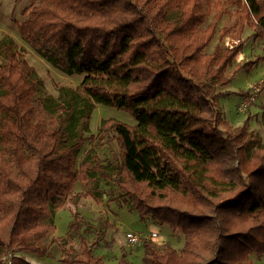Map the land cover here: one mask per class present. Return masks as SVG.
Returning <instances> with one entry per match:
<instances>
[{
	"label": "trees",
	"instance_id": "obj_1",
	"mask_svg": "<svg viewBox=\"0 0 264 264\" xmlns=\"http://www.w3.org/2000/svg\"><path fill=\"white\" fill-rule=\"evenodd\" d=\"M23 15L17 32L37 53L68 75L87 74L79 108L61 98L42 111L34 67L12 38L0 41V264H31L15 252L46 253L48 218L66 198L77 204L75 183L91 171L113 181L141 219L183 235L180 249L141 240L149 264H252L251 254L264 255V139L249 128L252 115L233 127L217 99L256 61L228 71L246 28L264 37V0H30ZM224 15L232 22L217 29ZM227 36L236 43L224 45ZM95 105L135 122L102 120L89 139L110 135L116 159L103 164L91 148L76 166ZM52 240L63 264H102L95 239L79 235L78 249ZM117 264L133 263L121 250Z\"/></svg>",
	"mask_w": 264,
	"mask_h": 264
},
{
	"label": "rangeland",
	"instance_id": "obj_2",
	"mask_svg": "<svg viewBox=\"0 0 264 264\" xmlns=\"http://www.w3.org/2000/svg\"><path fill=\"white\" fill-rule=\"evenodd\" d=\"M30 0H0V41L12 38L16 46L25 54L29 64L34 67L35 76L38 80L39 96L42 100V111H47L51 106L61 100L74 98L75 108H79L76 100L78 87L85 72L80 74L68 75L62 70L53 66L44 57L37 53L33 47L23 40L18 32L16 25L23 18V9L28 6ZM231 13L235 7H229ZM175 13L169 14V19L175 18ZM233 18L230 15H224L218 22V28L231 24ZM212 21L210 15L206 23ZM252 31L246 28L242 34V38L259 42L264 46V37L252 38ZM217 35L212 43L206 48L210 52L217 43ZM224 45L235 44L236 41L230 37H225L222 41ZM251 42L243 44L242 49L235 59L236 64L232 62L229 72L236 69L244 62L253 60L249 68L238 69L234 72L227 91L222 89V93L218 96V103L223 111L224 118L233 127L240 125L248 115H252L249 122V128L252 133L260 135V139H264V49L256 46L250 48ZM239 58H241L239 60ZM92 76H101L100 73H90ZM259 86V92L252 104L245 106L243 110L239 109L242 97L247 96L248 92L254 87ZM79 99V98H78ZM77 102V103H76ZM115 118L127 124H134L133 117L126 111L114 107L103 105H95L91 113L89 121V130L84 134L87 140L83 144L81 150L77 154L76 166L86 155V152L93 148L94 153L98 156L103 164H111L118 155V147L115 140L109 135L108 139L101 142L96 138L89 139L90 135L96 136L99 132V126L102 120L106 118ZM68 132H73L70 128ZM251 146H248V153ZM91 162V161H90ZM88 174L89 179L77 181L73 189L74 193L82 192L83 196L79 198L76 205H73L68 198L64 199L63 207L53 213L48 221L55 225L53 235L45 238L42 242L47 251L43 255L34 253L15 252L25 261L31 264H63L62 254L59 243L52 240L53 237H62L60 243L67 247L79 248V235H84L89 240H97L98 244L95 253L99 254L102 264H117L121 250L127 254V258L133 264H149L145 259V250L142 247V241L134 245L127 243L124 232L131 230L140 236H147L150 232H156V237L150 240L156 244H170L176 249H180L183 243V235L178 231H173L166 224H160L150 217L141 219L135 210H130L129 204L125 203L113 181L105 179L96 171ZM75 212L79 214L78 221L74 219ZM77 222L80 230L70 224ZM75 226V225H74ZM252 264H264V255L257 256L251 254Z\"/></svg>",
	"mask_w": 264,
	"mask_h": 264
},
{
	"label": "built area",
	"instance_id": "obj_3",
	"mask_svg": "<svg viewBox=\"0 0 264 264\" xmlns=\"http://www.w3.org/2000/svg\"><path fill=\"white\" fill-rule=\"evenodd\" d=\"M259 92V86H254L249 92L248 95L243 98V100L239 103V109L243 110L245 106L252 104L254 102L257 94ZM127 243L130 245H134L142 239H150L152 237H156V232H150L147 236H140L138 233L133 232L131 230H127L124 232Z\"/></svg>",
	"mask_w": 264,
	"mask_h": 264
},
{
	"label": "crops",
	"instance_id": "obj_4",
	"mask_svg": "<svg viewBox=\"0 0 264 264\" xmlns=\"http://www.w3.org/2000/svg\"><path fill=\"white\" fill-rule=\"evenodd\" d=\"M244 38H246V36L244 37ZM254 41V40H253ZM253 41H251L250 39H246V41H245V43L244 44H247V43H250L251 42V46H250V48H255L256 46H258L259 48H261L262 49V47H263V49H264V46H262V45H259V42H257V41H255V42H253ZM236 58H238V55L234 58V60H233V63H235L236 64V61H235V59ZM241 58H239V60H240ZM230 69V68H229ZM229 71V70H228ZM232 80V79H231ZM231 82V81H230ZM230 82L226 85V86H224V88L223 89H225V90H227V91H230V88L228 89V87H229V85H230ZM223 91V90H222ZM230 93H231V91H230ZM243 94V93H242ZM242 94L240 93V98H241V101L243 100V98L245 97H242ZM240 101V102H241ZM75 187V186H74ZM146 220H147V218H145Z\"/></svg>",
	"mask_w": 264,
	"mask_h": 264
}]
</instances>
